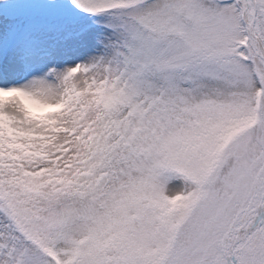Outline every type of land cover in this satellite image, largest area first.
<instances>
[{"label":"snow or ice","instance_id":"obj_1","mask_svg":"<svg viewBox=\"0 0 264 264\" xmlns=\"http://www.w3.org/2000/svg\"><path fill=\"white\" fill-rule=\"evenodd\" d=\"M0 264H264V0H0Z\"/></svg>","mask_w":264,"mask_h":264}]
</instances>
